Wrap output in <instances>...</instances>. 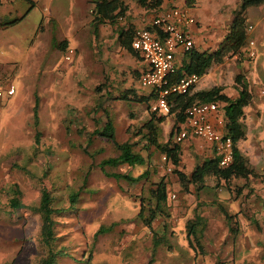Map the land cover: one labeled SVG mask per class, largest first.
<instances>
[{
    "label": "rangeland",
    "instance_id": "374dc122",
    "mask_svg": "<svg viewBox=\"0 0 264 264\" xmlns=\"http://www.w3.org/2000/svg\"><path fill=\"white\" fill-rule=\"evenodd\" d=\"M123 1L127 4L125 16L113 24L102 21L94 26L92 0H0V91L8 84L14 87L11 95H0V264L38 263L44 252L39 242L40 216L29 206L37 205L43 190L53 195L52 204L62 211L54 214L56 245L64 252L56 264H147L150 257V264H264V55L260 46L264 42V2L249 7L253 15L246 19L251 24L246 27V39L253 44L212 62L192 85V90L220 85L232 96L236 92L233 76L242 74L251 100L241 119L245 136L237 143L253 174L220 184L207 175L204 181L213 185L200 189L191 184L186 192L192 195L180 205L187 217L177 219L182 212L177 198H171L165 209L173 205L175 210L163 220L169 223L162 234L151 224L130 225L133 231L122 226L133 224L138 200L119 189L118 179L99 169L101 158L118 151L109 140L91 134L103 124L106 111L116 141H129L143 155L149 149L153 152L149 180L156 179L157 173L166 177L168 191H179L176 175L166 170L161 153L152 146L140 148L143 130L137 131L149 116L148 105L116 98L125 88L138 94L150 89L137 79L139 59L118 45L117 27L128 23L141 27L156 13L135 0ZM218 1L208 0V4ZM237 5L234 0L223 2L218 10L223 20L216 36L226 31V20ZM19 16L14 23L3 25ZM63 40L62 49L58 45ZM68 47L75 51L65 61L63 52ZM35 98L36 118L32 112ZM180 121L172 113L163 115L157 140L169 141V131ZM190 155L183 156L188 169L194 163H190ZM104 168L132 172L125 164ZM218 185L224 190L216 188ZM14 187L26 206H9ZM75 191V200L70 201L69 194ZM219 204L234 213L230 222L233 233ZM196 214L201 218L197 228L200 246L188 244L184 237L185 220ZM112 222L109 230L93 237L98 225ZM152 239H160V243L152 247Z\"/></svg>",
    "mask_w": 264,
    "mask_h": 264
},
{
    "label": "trees",
    "instance_id": "16d2710c",
    "mask_svg": "<svg viewBox=\"0 0 264 264\" xmlns=\"http://www.w3.org/2000/svg\"><path fill=\"white\" fill-rule=\"evenodd\" d=\"M137 4L145 8L153 9L156 13L162 8L161 4L163 0H135ZM30 2V1H29ZM94 3L93 18L91 23L95 26L98 22L107 21L111 24L115 23L118 18L125 16L127 10V4L123 0H92ZM264 0H239L237 8L233 11L232 18L228 24L227 30L224 33L221 41L217 47L208 51L197 50L194 47L188 51L183 52L179 64L176 70L169 77L170 82H176L183 74L195 72L198 75H202L207 67L212 62H218L222 60V57L226 54L238 53L242 46H244L247 38L246 33V8L250 6H258L262 4ZM189 4V3H188ZM171 4H168V6ZM31 6V4H30ZM27 8V10L30 8ZM26 10V11H27ZM25 11V12H26ZM21 16L11 19L6 24H12L17 21ZM144 25L149 28L150 24ZM135 27L131 24H124L117 27L116 39L118 45L127 51L132 56H137V52L131 47V38L133 36ZM65 41H60V48H64ZM141 59V58H140ZM139 71L137 73L138 79ZM233 83L236 93L232 96L224 93L220 85H212L208 88H200L192 90V85L188 87L185 92H170L166 96L169 109L167 113H158L157 111L150 109V100L156 96V93L149 89L146 94H138L133 88H125L121 91L116 98L122 100H129L137 103H145L148 105L149 116L139 126V130L142 131L144 143L140 148L147 149L152 146L159 153L163 154L165 159L172 165L171 171H173L179 180H187L195 184L196 188L203 186V178L207 175H212L216 179H222L227 182L232 177H242L246 179L249 175L253 174L250 166H248L245 157L240 152L237 142L244 138L245 128L244 123L241 121L243 117V108L249 104L251 100V93L247 86L246 81L241 73H236L233 76ZM194 101H213L217 102V112L221 115L222 133L227 135L231 141V161L225 165L220 166L218 164V155L211 152L210 157L203 158L199 163L194 164L193 168L188 174L183 173L178 169L179 165V143L172 142L171 136L174 129L169 131L170 140L159 142L157 140L158 124L162 121L163 115L172 113L175 117L182 118L183 108ZM33 117L36 118L37 100L35 98L33 104ZM105 120L100 128H94L91 134H96L112 142L117 149V154L113 156H107L101 158L98 161L99 169L106 175L117 179H124L129 182L137 181H149L146 186V192L141 194L138 200V209L136 216L141 222L148 226L151 220L157 215H167L165 209L166 203V185L161 179L156 181H150L148 179V159L146 155L143 156L140 151L132 147V143L129 141H116L114 137L113 123L106 111H104ZM177 126V125H176ZM175 126V127H176ZM174 127V128H175ZM141 132V131H140ZM34 140H37V131L35 132ZM120 163H126L128 166L144 165L143 169L136 175L129 173H120L115 170H105L106 165L116 166ZM77 192L69 194V200L74 201ZM19 191L16 187L12 190V194L8 199L9 206L13 208H20L26 206L19 200ZM53 195L48 190H43L40 193L37 205L33 207L29 206L40 216L39 222V242L43 247V254L40 257L37 264H56L57 257L60 253H63L61 248L56 245L57 236L55 235L54 224L55 216L62 212L60 208L54 206ZM227 224L230 233L234 232L232 228L231 219L234 217V213H229L220 204L218 205ZM200 216L198 214L190 219H186L184 223L185 237L188 244L195 242L200 246L197 228L200 224ZM113 225V222L108 226L98 225L93 232V237L97 234L107 231ZM151 246L154 247L156 242L160 243V239H152ZM156 240V241H155ZM194 240V241H192ZM89 257V253H88ZM88 257L86 260H88ZM151 257L148 259L147 264H150Z\"/></svg>",
    "mask_w": 264,
    "mask_h": 264
},
{
    "label": "built area",
    "instance_id": "2783aa9c",
    "mask_svg": "<svg viewBox=\"0 0 264 264\" xmlns=\"http://www.w3.org/2000/svg\"><path fill=\"white\" fill-rule=\"evenodd\" d=\"M195 23V16L191 5L171 4L162 7L150 19V27L141 26L134 29L131 38V47L143 61L139 70L138 81L141 85L150 86L156 96L150 103V109L158 113H167L169 105L166 96L170 92H185L194 85L200 77L195 72L183 74L176 82H170L169 77L177 68L178 54L194 47V40L188 26ZM250 28L251 24H246ZM252 45L251 39L247 40ZM74 48L68 47L63 52L65 61L74 55ZM249 55H254L252 49ZM249 56V57H250ZM180 58V57H179ZM14 92L12 84H8L0 95H11ZM217 102L194 101L182 110L181 121L174 128L171 136L172 142L180 143L182 140L194 138L197 145L207 144L211 152L218 155V164L225 166L231 161V141L227 135L218 130L211 120L212 114L217 111ZM161 158L167 163L166 170L171 171L172 165L163 154ZM174 193L169 194L173 198Z\"/></svg>",
    "mask_w": 264,
    "mask_h": 264
},
{
    "label": "crops",
    "instance_id": "0c3cea01",
    "mask_svg": "<svg viewBox=\"0 0 264 264\" xmlns=\"http://www.w3.org/2000/svg\"><path fill=\"white\" fill-rule=\"evenodd\" d=\"M165 1L166 0L162 1V4H161L162 7H167L168 6V5L164 4ZM182 1H185L186 3H189L191 5V7L193 9V13L195 15V23H193V24L188 26V29H189V31H190V33L192 35L193 40H194V48L197 49V50H204V49H206L208 51L214 50L217 47V45L219 44V42L221 41L224 33L226 32L225 31L224 33L218 34V36H216L217 35L216 34L217 33V26L220 23H222V20H223L222 14L218 10L223 6V2L225 0H219L217 3H215V5H209L208 4V0H204L203 2H202V0H170V4L183 3ZM238 3H239V0H234V4H238ZM232 15L233 14H230V17L226 20V23H227L226 26H225L226 30H227L229 21L232 18ZM249 15L252 16L253 15V11L249 7H247L246 8V19H249ZM144 22H147V18L144 20ZM148 22H149V20H148ZM146 24H148V23H146ZM211 25H214V27H210ZM143 26L144 25H142V27ZM247 40L248 39H246V42H245L244 46L246 45ZM244 46H242V47H244ZM260 46H261V48L263 50L262 54L264 55V42ZM181 56H182V54H178V57L176 58V60H180ZM136 57L139 59V62H140V67H139V70H140L142 68L143 64H142L141 59L139 58L138 54H137ZM261 65L264 66V58L261 60ZM204 74L205 73H203L202 75H204ZM202 75H200V78H201ZM211 120L214 122L216 128L221 131L222 130V122H220L221 121L220 113L216 111L214 114H212ZM195 140H197V139H195ZM195 140H194V138H190V139L188 138V139H185V143H179V150H178L179 165L177 167H178V169H180L185 174H188L190 172V170L193 168L194 164L199 163L205 157H210L211 156V149L209 148V146L207 144H204L203 147L202 146H198L196 143H194ZM237 146H238V148H240V143H237ZM138 151H140V150H138ZM140 153L142 154L141 151H140ZM152 153L153 152H151L150 149L145 153L146 157H148V161H147L148 165H150L149 161H150ZM188 153L191 154L190 156H188V158L190 160V163H193V161H194L193 165L189 169L187 167H185L184 164H183L184 163V157L183 156L185 154L187 156ZM145 155H143V156H145ZM120 164H125V166L127 168L131 169L132 172H121V171H118V172H120V173H129L131 175L138 174L142 170V168H143L142 166H144V165H141V166H139V165L128 166L126 163H120ZM117 165H119V164H117ZM127 170L128 169H126V171ZM154 176L156 177V179H153V180H150V181H156V180L162 178V180L164 182H166V177L159 176L157 173H155ZM210 176H212V175H210ZM204 178H203V182H202L203 183L202 187H204L206 184H208V187H211L213 185V183L212 182H210V183L205 182ZM233 178H235V177H232L230 179H233ZM237 178H242V177H237ZM176 180L177 181H174V183L178 184V189H179V191L176 192V193L174 192V190L173 191H168L167 184L165 183V185H166V205L168 204L169 201L171 202V200L177 198L176 199L177 200L176 204H178L179 211L182 212V214H181L182 217H178L177 219H181L182 220V218L184 217V219H185L187 217V215L183 214L185 209L183 207H181L180 205L184 203L183 202L184 199H188L187 195H192L191 193L186 192V191H188L190 189L191 184L193 186H195V184L190 182V181H187V180H179L177 175H176ZM221 181H223V180L219 179V184L221 183ZM117 182L120 185V187H119L120 190L124 191L129 196L133 197L134 199L136 198L137 200H139L140 195L144 194L146 192L145 188H146V186H147L149 181L129 182V181H126V180L120 178V179H118ZM224 183H227V182H224ZM134 184L138 185V187H135V189H134V186H133ZM171 186H173V184ZM202 187H200V188H202ZM195 188H196V186H195ZM200 188H196V189H200ZM216 188H218L220 190H224V187H222L220 185L216 186ZM225 189H227V187H225ZM170 193H174V197L171 200L169 198V194ZM174 210H175V208H174L173 205H172V207L167 206L166 207L167 215H165V216H163V215L155 216L150 222L152 227L158 226L161 229V233L164 234L165 230L168 228L169 221H167V223H165V221H163V220L171 217L173 215ZM159 217L162 219L161 222H159V219H158ZM141 224L144 225L141 222V220L136 216L133 219V224H128L127 225V224L123 223L122 226H125L130 231H133V229H132V227L130 225H133V227H138ZM184 237H185V234H184Z\"/></svg>",
    "mask_w": 264,
    "mask_h": 264
}]
</instances>
